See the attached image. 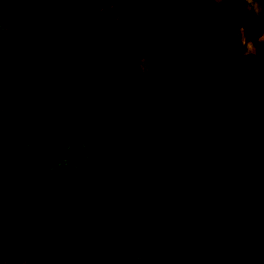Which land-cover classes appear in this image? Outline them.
Instances as JSON below:
<instances>
[{
  "label": "trees",
  "instance_id": "16d2710c",
  "mask_svg": "<svg viewBox=\"0 0 264 264\" xmlns=\"http://www.w3.org/2000/svg\"><path fill=\"white\" fill-rule=\"evenodd\" d=\"M0 245L264 264V0H0Z\"/></svg>",
  "mask_w": 264,
  "mask_h": 264
},
{
  "label": "rangeland",
  "instance_id": "374dc122",
  "mask_svg": "<svg viewBox=\"0 0 264 264\" xmlns=\"http://www.w3.org/2000/svg\"><path fill=\"white\" fill-rule=\"evenodd\" d=\"M1 208L3 210H6L12 218V222H15L16 220L21 219L22 217L25 216L20 214V211L17 209V207L12 203L11 200H6L1 204ZM34 215H40L41 212H34L32 213ZM70 219L67 217L63 221L62 225V230L66 232V234H74L77 235L81 238H88L90 241V237L92 236L93 232L85 231L80 228H78L76 225L71 224ZM48 238H49V233L48 232H43L41 234V240L46 244H48ZM88 244H85L84 242H81L79 240H73V241H67V240H60L56 242L55 248H61V249H66V248H84L85 251H91L96 248L97 245L92 246L91 248L88 247ZM0 250L3 251V247L0 245ZM35 253V250L31 253L33 255ZM83 260V255L79 252H70L66 256H49L45 257L44 260H42L38 264H81Z\"/></svg>",
  "mask_w": 264,
  "mask_h": 264
},
{
  "label": "crops",
  "instance_id": "0c3cea01",
  "mask_svg": "<svg viewBox=\"0 0 264 264\" xmlns=\"http://www.w3.org/2000/svg\"><path fill=\"white\" fill-rule=\"evenodd\" d=\"M61 228H62V225H61ZM62 230V229H61ZM63 231V230H62ZM66 233V232H65ZM86 239V242H84L85 244H88V247L91 248L92 246L94 245H97V236L93 233L92 236L90 237V241L88 238H85ZM88 252V251H86Z\"/></svg>",
  "mask_w": 264,
  "mask_h": 264
}]
</instances>
